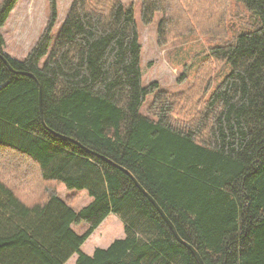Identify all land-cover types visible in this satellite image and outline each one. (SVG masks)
<instances>
[{"label":"trees","instance_id":"trees-1","mask_svg":"<svg viewBox=\"0 0 264 264\" xmlns=\"http://www.w3.org/2000/svg\"><path fill=\"white\" fill-rule=\"evenodd\" d=\"M17 2L0 1V30ZM139 19L73 0L57 27L51 0L22 59L0 32V264H199L135 181L204 264H264V0H140ZM139 24L161 46L202 38V65L229 67L192 120L174 118L187 98L143 83ZM109 214L124 238L82 252Z\"/></svg>","mask_w":264,"mask_h":264},{"label":"rangeland","instance_id":"rangeland-1","mask_svg":"<svg viewBox=\"0 0 264 264\" xmlns=\"http://www.w3.org/2000/svg\"><path fill=\"white\" fill-rule=\"evenodd\" d=\"M50 1L18 0L5 25L0 30L4 40L5 53L17 59L26 56L44 30L48 19ZM53 1L57 9L58 27L69 13L73 0ZM122 1L126 7L131 9L134 18L139 23L140 0ZM248 17L243 14L235 22L240 26L242 21ZM249 22H253V20L251 19ZM139 27L143 83L157 82L165 92L187 98L188 100L182 104L180 114H175L174 118L180 115L192 120V116L195 113L198 114L199 109L203 107L207 94L219 85L229 72V67L216 66L211 72L208 68L209 65L208 67L202 65L201 60L205 58L206 49L202 38L187 35L176 40L174 45L161 46L157 43L155 24L148 27L139 24ZM203 91L205 92L202 93ZM67 191L69 190L62 187L59 190L60 197L65 198L71 194ZM77 196L78 198L73 204L75 210L81 209L91 201L85 191L78 192ZM73 229L82 234L87 226L81 223L74 225ZM124 236L122 220L114 214H109L93 230L80 250L91 255L96 248H107L114 240L123 239ZM76 256L74 254L65 264H75Z\"/></svg>","mask_w":264,"mask_h":264},{"label":"water","instance_id":"water-1","mask_svg":"<svg viewBox=\"0 0 264 264\" xmlns=\"http://www.w3.org/2000/svg\"><path fill=\"white\" fill-rule=\"evenodd\" d=\"M40 105V102H39ZM102 157V156H101ZM102 159H104L105 161L109 162L111 165L117 167L118 169L126 172L124 169H122L120 166L116 165L115 163L109 161L108 159L102 157ZM135 183L137 184L138 188L145 194V196L149 199V201L153 204V206L155 207V209L159 212V214L162 216V218L164 219V221L167 223V225L169 226V228L172 230L174 237L181 243L183 244L188 250H190L197 258L199 264H204L200 258V256L198 255V253L193 249L192 246H190L189 244H187L186 242H184L182 239H180V237L178 236V234L176 233L173 225L171 224V222L169 221V219L165 216L164 212L162 211V209L159 207V205L156 203V201L149 196L148 194H146L144 192V190L142 189V187L135 181Z\"/></svg>","mask_w":264,"mask_h":264}]
</instances>
